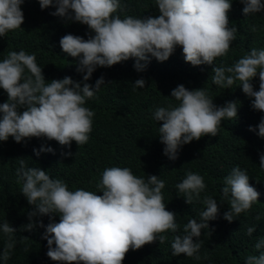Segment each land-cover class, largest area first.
Listing matches in <instances>:
<instances>
[{
  "label": "clouds",
  "instance_id": "obj_1",
  "mask_svg": "<svg viewBox=\"0 0 264 264\" xmlns=\"http://www.w3.org/2000/svg\"><path fill=\"white\" fill-rule=\"evenodd\" d=\"M41 9L55 7L51 15L66 22L86 25L91 33L88 39L66 34L60 39L64 53L79 58L76 71L83 74L82 81L71 77L46 81L36 55L23 49L9 51L0 61V89L7 93V101L0 103V141L12 137L16 143L28 138L46 137L61 146L70 148L73 141L78 146L89 141L92 132L94 110L86 102L106 85L103 76L88 83L97 67H111L134 59L137 72L145 71L150 57L163 62L173 54L177 46L182 48L185 62L192 66H213L212 83L232 89L239 81L242 92L251 99L254 110L264 112V48L252 47L231 66L215 61L226 56L238 29L230 26L228 13L232 0H155L157 15L143 17L124 16L121 0H38ZM243 14L248 16L264 12L262 0H239ZM24 0H0V37L19 29L24 23L21 5ZM251 31L258 28L253 26ZM143 62V63H141ZM259 78L258 90L252 83ZM143 78L133 83L135 89L145 88ZM176 104L156 106L152 119L158 126L163 154L170 160L178 158L180 148L204 136L215 137L223 120H236L238 102L217 106L205 87L193 90L183 84L171 91ZM264 139V116L259 124L249 128ZM53 152L41 148L34 152ZM71 156L72 153H62ZM16 169L17 183L22 182L21 194L33 210L27 213L29 223L21 229L32 231L45 228L46 255L62 264H122L129 250H139L147 244L159 241L164 244L169 230L178 233L180 225L176 213L168 211L163 202L165 181L156 175L147 180L133 174L129 167H108L96 184L97 192L75 188L69 190L61 178H51L40 167H27L23 159ZM259 166L264 169V154L259 156ZM249 175L239 166L224 177L221 189L229 210L223 218L232 222L234 217L251 210L259 201L260 193L249 183ZM259 183V182H257ZM187 204L199 201L205 205L199 213L200 220H189L183 225V235H174L170 247L172 256L184 254L188 258L201 259L199 252L202 230L210 229L209 221L219 215L218 202L201 193L206 185L198 173L187 171L182 182L176 185ZM59 216V222L54 217ZM48 216L46 226L35 217ZM260 219L259 216L256 217ZM20 229V230H21ZM256 226L246 229L252 236ZM214 229H210V232ZM17 230L5 220L0 223V233L5 243L0 259L7 262L17 243ZM27 237H21L25 239ZM195 238V239H194ZM54 245V246H53ZM258 255L246 257L245 264H264V238L254 245ZM27 251V248H25Z\"/></svg>",
  "mask_w": 264,
  "mask_h": 264
},
{
  "label": "trees",
  "instance_id": "obj_2",
  "mask_svg": "<svg viewBox=\"0 0 264 264\" xmlns=\"http://www.w3.org/2000/svg\"><path fill=\"white\" fill-rule=\"evenodd\" d=\"M121 3L119 14L122 18L158 14L155 0H121ZM21 9L24 23L19 29L0 37V61L9 51L23 49L36 55V62L42 68L46 81L66 76L77 82L82 81L83 74L76 71L79 58L64 53L59 42L66 34L88 39L94 33L86 25L66 22L51 15L55 7L42 10L38 0H24ZM242 9L239 0H232L228 16L230 26L238 29L236 40L226 56L216 59L217 66H231L252 47L264 48V12L245 16ZM253 26L258 31H251ZM134 63V59H129L111 67H97L87 81L94 86L95 81L103 76L106 85L86 102L85 106L95 112L92 132L86 144L78 146L73 141L69 148L46 137L26 138L20 143H16L12 137L0 141V223L7 220L17 230V243L11 257L7 262L0 259V264H62L46 255L45 228L37 226L32 231L21 229L29 223L27 213L33 210V206L21 194L22 182L17 183L16 169L20 167L21 159L27 167H40L51 178L63 179L69 190L83 188L98 195L103 193L99 192L96 184L101 179L102 171L108 167H129L134 175L145 180L147 175H156L165 181L163 202L168 211L177 214L176 222L180 225L178 233L170 230L163 233L168 237L164 244L157 240L139 250H129L122 264H245L247 256L259 254L254 245L258 239L264 238V169L259 166V156L264 154V139L256 132L249 131V128L259 124L264 112L252 108L251 99L240 86L236 87L239 81L232 89L214 85L211 80L214 65L192 66L185 62L180 46L166 61L160 62L150 57L145 71L137 72ZM140 78L145 79V88L134 90L133 83ZM252 83L254 89L258 90V76ZM181 84L189 90L205 87L217 106H224L230 101L238 102V115L236 120H223L217 136H204L199 141L183 145L178 151V158L173 161L163 154L164 145L157 136L159 123L162 122L157 123L152 119L151 110L156 106L176 104L170 94ZM6 101L7 93L0 89V103ZM41 148H52L54 151H42L37 156L34 149ZM69 151L71 156L62 155ZM236 166L247 171L249 183L260 196L250 211L234 217L230 223L223 218L229 205L221 189L224 177ZM187 171L204 178L206 188L201 193V200L204 196H211L220 209L217 219L209 221L210 229L214 231L202 230L199 260L184 254L172 256L170 247L173 236L183 235V225L191 219L199 221V213L205 208L195 200L192 205L187 204L184 194L176 188ZM34 220L37 224L42 220L45 226L51 222L48 216L35 217ZM54 222H59L58 215L54 217ZM251 226H256V230L252 236H248L246 229ZM22 236L27 238L22 240ZM4 243L5 238L0 233V252Z\"/></svg>",
  "mask_w": 264,
  "mask_h": 264
}]
</instances>
